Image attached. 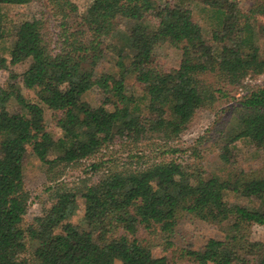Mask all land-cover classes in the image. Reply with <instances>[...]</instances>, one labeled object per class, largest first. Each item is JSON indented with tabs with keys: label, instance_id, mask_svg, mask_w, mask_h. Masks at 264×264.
I'll return each instance as SVG.
<instances>
[{
	"label": "trees",
	"instance_id": "trees-1",
	"mask_svg": "<svg viewBox=\"0 0 264 264\" xmlns=\"http://www.w3.org/2000/svg\"><path fill=\"white\" fill-rule=\"evenodd\" d=\"M29 1L0 0V45L11 39L0 69L10 70V78L21 76L39 94L33 101L11 80L0 85V264H170L152 248L173 246L184 216L230 223L224 239L209 238L199 249L179 248L180 257L193 264H250V256L259 253L264 264V241L250 236L252 224L264 225V167L235 169L222 177L206 173L200 163L170 157L141 163L146 151L138 149L100 182L85 186L84 224L70 220L78 192L63 181L48 187L49 210L28 224L30 192L22 163L28 146L50 165L95 157L114 142L118 125L128 129L135 144L172 140L223 92L205 84L204 73L226 85L245 86L220 140L227 145L245 138L264 148V84H243L248 75L264 72V25L254 22L264 16V0H253L245 10L236 0H193L215 20L211 36L193 20L188 0L173 6L157 0H92L86 22L93 58L110 52L117 68L98 79L76 54L68 22L73 2L46 0L49 17L13 22L6 9ZM164 44L181 49L180 63L169 71L154 60ZM127 74L143 84L141 94L127 92ZM95 86L102 99L90 102L84 96ZM11 100L19 110L8 109ZM46 108L61 130L56 139L48 130ZM53 149L59 154L51 159ZM194 153L200 156L196 148ZM230 193L245 195L248 203L230 201Z\"/></svg>",
	"mask_w": 264,
	"mask_h": 264
},
{
	"label": "rangeland",
	"instance_id": "rangeland-1",
	"mask_svg": "<svg viewBox=\"0 0 264 264\" xmlns=\"http://www.w3.org/2000/svg\"><path fill=\"white\" fill-rule=\"evenodd\" d=\"M75 5V11L69 18V27L74 34L76 41V54L79 56L81 66L91 68L97 79L106 72H117L113 56L110 52L104 54L101 59L94 60L92 50V36L87 25V17L90 13L92 0H71ZM159 4L173 6L180 0H157ZM243 10L253 2V0H236ZM187 5L192 9L193 20L201 25L208 36L214 28L215 20L211 18L208 11L203 9L202 4L188 0ZM46 0H30L25 4L11 5L6 10L13 22L34 17H49V8ZM53 18H51L53 24ZM253 21V20H252ZM259 27L264 25V16L258 15L254 21ZM51 24V26H52ZM55 24V22H54ZM52 30H55L53 26ZM7 38L4 45H0V57H3L4 49L10 44ZM264 42V33L261 35ZM154 60L165 71L178 66L181 60V49L164 44L157 47ZM27 64L23 65V68ZM201 79L212 88H222L223 92H217L219 96L216 104L211 108H200L196 111L186 129L169 141L144 142L135 144L129 137L128 129L123 125H118L115 129L114 142L104 151L95 157L83 159L82 161L54 165L45 164L34 156L32 147L28 146L22 157L25 174V186L30 192V201L24 217L26 223H31L34 217L47 212L52 204L49 186L58 181L65 182L68 186L75 187L78 192L77 207L71 221L78 224L85 223V203L82 196L85 186L100 182L109 172L113 165H121L127 156L138 150L146 151L142 158L144 161H153L162 157L174 158L184 164H201L206 173H217L222 177L228 175L235 169H254L264 167V148L250 139H239L233 144L225 145L220 140V132L226 127L231 118L233 106L241 95L245 94V86H230L223 82H218L215 75L204 73ZM11 80L16 83L23 95L33 101L38 100V91L24 85L21 76L10 78V70L0 69V85L6 86ZM126 88L128 93L139 95L143 92V84L136 80L132 74L126 75ZM246 88L264 84V72L251 76L248 75L244 82ZM85 99L90 102H99L102 99L100 89L95 86L85 94ZM8 109L17 111L20 106L15 100H11ZM48 130L56 139L60 135V128L55 124L52 110L46 108L45 113ZM157 143V144H156ZM177 148L176 152L163 153L162 149ZM194 148L198 149L200 156L194 153ZM59 152L53 149L49 152L51 159L55 158ZM224 155V156H223ZM135 160V158H132ZM101 163L97 169L92 168L93 163ZM230 201L248 203L245 195L229 194ZM230 221L222 225L209 223L193 216L182 217L173 233L172 241L174 245L165 249L162 245L152 248L155 256L166 255L170 264H193L178 254L179 248H202L209 238L224 239L227 236V227ZM252 239L264 241V225L252 224L250 227ZM98 236V233H95ZM260 254L254 253L250 256V264H259Z\"/></svg>",
	"mask_w": 264,
	"mask_h": 264
}]
</instances>
